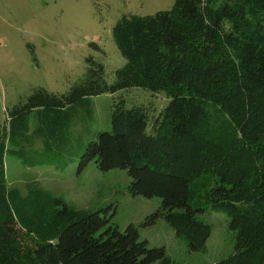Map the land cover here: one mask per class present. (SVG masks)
<instances>
[{
  "label": "trees",
  "instance_id": "trees-1",
  "mask_svg": "<svg viewBox=\"0 0 264 264\" xmlns=\"http://www.w3.org/2000/svg\"><path fill=\"white\" fill-rule=\"evenodd\" d=\"M111 34L125 60L113 82L88 58L67 93L37 88L0 122V264H170L132 224L121 232L105 211L40 190L20 197L6 183L8 122L134 87L169 101L150 116L114 101L110 131L84 147L79 168L125 170L131 195L160 200L147 224L162 218L190 252H205L211 233L197 215L225 212L234 251L216 264H263L264 0H175L167 11L121 17Z\"/></svg>",
  "mask_w": 264,
  "mask_h": 264
},
{
  "label": "rangeland",
  "instance_id": "rangeland-1",
  "mask_svg": "<svg viewBox=\"0 0 264 264\" xmlns=\"http://www.w3.org/2000/svg\"><path fill=\"white\" fill-rule=\"evenodd\" d=\"M174 1L0 0V122L37 88L67 93L85 74L88 58L102 64L106 81L113 82L125 60L113 41L112 27L123 16L170 10ZM120 99L126 108H144L148 116L169 101L163 92L134 87L86 97L61 111L34 110L16 127L8 122V189L20 197L40 190L77 210L105 211L119 231L132 224L140 241L164 248L170 264H216L231 255L234 234L225 212L197 215L211 233L205 252H190L185 239L162 218L147 224L160 200L131 195L125 170L101 172L94 162L79 168L84 147L100 132L110 131L112 104Z\"/></svg>",
  "mask_w": 264,
  "mask_h": 264
}]
</instances>
